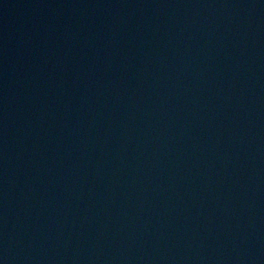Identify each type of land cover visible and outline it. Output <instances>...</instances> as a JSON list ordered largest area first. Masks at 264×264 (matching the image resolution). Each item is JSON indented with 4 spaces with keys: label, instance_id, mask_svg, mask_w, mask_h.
<instances>
[{
    "label": "water",
    "instance_id": "1",
    "mask_svg": "<svg viewBox=\"0 0 264 264\" xmlns=\"http://www.w3.org/2000/svg\"><path fill=\"white\" fill-rule=\"evenodd\" d=\"M0 264H264V0H0Z\"/></svg>",
    "mask_w": 264,
    "mask_h": 264
}]
</instances>
